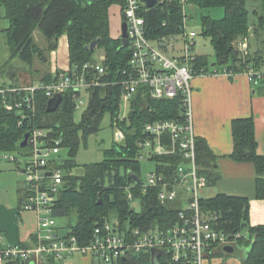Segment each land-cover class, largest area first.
Instances as JSON below:
<instances>
[{
	"label": "trees",
	"instance_id": "trees-1",
	"mask_svg": "<svg viewBox=\"0 0 264 264\" xmlns=\"http://www.w3.org/2000/svg\"><path fill=\"white\" fill-rule=\"evenodd\" d=\"M258 5L252 9L256 16L253 22L249 18L248 0H188V3L201 8L221 7L223 16L212 18L201 15V34L207 36L213 46L215 63L219 70L230 73L245 72L247 67L261 69L264 67V0H257ZM121 4V0H0L4 9V18L8 27L3 30L5 43L9 51V65L18 58L32 68L34 58L44 54L35 42L33 33L38 30L48 42L51 49L58 38L66 34L70 66H81L94 62L96 49H103L106 68L105 79L115 80L121 77L122 69L127 66L130 51L128 45L121 47L119 37L110 29V7ZM148 36L178 32L182 29V5L174 3L161 10L155 6L147 12ZM164 20L166 21L163 26ZM253 33L254 42L259 48L240 54L237 41ZM98 40L94 50L86 46ZM224 61V63H223ZM195 68L208 71L211 68L207 58L198 55ZM11 76H15L14 72ZM53 75L47 74L42 80L49 81ZM18 87L3 82L0 89ZM85 91V90H84ZM88 103L79 121L75 120V101L69 91L62 93L59 108L53 112L46 111L49 99L42 91L35 95V113L29 118H21L19 109H6L3 100L14 101L19 98L16 92L0 93V152L17 151L26 154V147H20L23 135L33 128L49 131V136L60 137L61 147L67 148V157L54 161L49 167L57 166L63 172L62 185L53 205L54 218L67 217L68 231L58 237H74L79 245H86L92 239L96 226L105 220L113 219L122 231L133 227L166 228L176 219L177 211L182 206L178 200L162 203L157 197V189L141 193L138 187L132 189L133 199L126 197L125 185L132 179L128 172L139 176L141 158V139L150 138L144 125L158 119H183L185 107L177 97L153 99L148 94L137 91L131 98L127 116L118 118L121 104V86L104 85L85 91ZM109 114L112 123L123 134L121 141H116L107 149L102 161L85 163L81 172L73 170L78 166L74 157L81 138L86 141L89 134L100 129L103 117ZM21 119V124L18 121ZM252 117L232 120L233 150L229 157L237 162H251L255 169V198L264 199V153L258 154ZM81 135V138H80ZM196 162L199 172L206 176L207 184L214 185L219 178L217 156L210 150L203 138L196 137ZM147 159L154 161V170L170 172L181 160L180 154L151 155ZM16 164L18 162L14 161ZM53 164V165H52ZM27 196L26 187L22 189L20 205ZM249 198L231 196L223 193L210 198H201L203 210L216 213L213 226L229 234L242 233L237 244L245 245L248 251L242 264H264V224L251 225L249 222ZM138 202L139 208H134ZM73 218V219H71ZM28 247V246H27ZM234 248V247H233ZM219 252L212 254L216 256ZM50 259H53L50 257ZM5 264H23L21 260ZM115 264H154L149 253H135L120 258ZM162 264H187L169 262Z\"/></svg>",
	"mask_w": 264,
	"mask_h": 264
},
{
	"label": "built area",
	"instance_id": "built-area-1",
	"mask_svg": "<svg viewBox=\"0 0 264 264\" xmlns=\"http://www.w3.org/2000/svg\"><path fill=\"white\" fill-rule=\"evenodd\" d=\"M174 3L182 5V29L178 32L148 36L147 12L157 6L161 10ZM188 0H155L148 7L146 0H121L122 22L126 23V45L130 56L121 77L106 80L105 56L100 60L86 62L81 66L57 69L49 81L38 80L28 85L0 89V93L16 92L19 98L3 103L6 109H19L24 120L35 113V95L42 91L48 98L56 93L69 91L76 109L83 103L82 91L104 85H120L121 101H128L142 91L153 99L177 97L185 107L183 119H158L144 125L150 138L141 139V159L151 155L180 154L181 160L170 172L149 171L144 178L136 175L125 185L126 197L133 199L132 189L140 192L157 189V197L162 202L178 200L181 203L175 221L166 228L133 227L122 231L113 219L96 226L91 241L79 245L74 237H58L56 221L52 213L53 201L62 185L61 168L52 166L58 161L62 139L49 136V131L33 128L29 131L28 143L31 158L25 161L27 196L22 210H33L38 218V238L35 245H3L0 240V264L21 260L23 264H39L45 258L63 260L73 252L89 255L98 264H115L120 258L137 253H149L154 264L185 262L203 264L215 252L223 251L225 245L235 247L242 233L229 234L213 226L216 213L205 211L200 206L199 191L207 185V178L199 172L196 162V135L191 110V80L202 72L194 64L198 54L193 52L195 31L187 30ZM166 21L164 20L163 26ZM121 35V34H120ZM240 54L247 53V38L237 41ZM225 73H230L223 71ZM251 81L264 79V67H247L244 72ZM21 124V119L18 121ZM117 141L123 139L120 130ZM15 161L13 156H5ZM53 165V164H52Z\"/></svg>",
	"mask_w": 264,
	"mask_h": 264
},
{
	"label": "crops",
	"instance_id": "crops-1",
	"mask_svg": "<svg viewBox=\"0 0 264 264\" xmlns=\"http://www.w3.org/2000/svg\"><path fill=\"white\" fill-rule=\"evenodd\" d=\"M3 11L0 5V22L3 21L0 25L1 33L9 24L3 17ZM60 37L62 40L60 50H55L57 42L49 49L45 39L46 45L40 46L44 49V54L32 60L30 70L27 67L24 68L26 71L15 74L18 82L15 85L31 84L47 74L53 75L57 69H66L70 65L67 36L63 34ZM250 48L254 51L259 45L250 42ZM8 59L9 51L4 54L2 64ZM214 63H211L208 71L202 69L203 71L191 80V110L195 135L203 138L217 156L216 165L220 175L214 184L215 194L202 198H210L219 193L248 197L250 224L253 226L264 224V199L255 198L254 165L251 162H237L229 157L233 150L232 120L236 118H253L257 142L255 149L258 154L264 153V79L254 82L244 72L225 73L217 66H213ZM8 66L14 67L12 63ZM15 171L23 173V167L20 164L12 167L9 163L0 162V240L3 245L32 246L38 238V218L35 211L21 209L19 200L23 186L18 183ZM247 251V246L237 244L234 247L235 253L218 251L216 256L202 263L242 264ZM39 264H98V262L89 255L73 252L63 260L47 257Z\"/></svg>",
	"mask_w": 264,
	"mask_h": 264
},
{
	"label": "rangeland",
	"instance_id": "rangeland-1",
	"mask_svg": "<svg viewBox=\"0 0 264 264\" xmlns=\"http://www.w3.org/2000/svg\"><path fill=\"white\" fill-rule=\"evenodd\" d=\"M258 5L257 0H248L247 2V7L248 10L250 11L249 13V18L251 21L255 22L256 21V16L252 13V9L256 8ZM223 9L221 7H213V8H201L198 7L194 4H186V13L188 15V21H187V30H193L196 33V36L194 37V46H193V52L198 55H203L207 58L209 64L213 63L215 61V53L213 46L210 42V39L207 36H204L201 34V20L200 17L201 15H209L212 18H221L223 16ZM4 12V11H3ZM121 9L118 4H114L110 7V29L111 33L115 37H119L121 34V23H122V15H121ZM4 17V15H3ZM3 24V21L0 22V25ZM33 37L35 42L38 44V46H45L46 41L45 38L42 36V34L38 31L35 30L33 33ZM61 37L57 41V47H55V50H60L62 45L60 40ZM254 35L253 33L250 34L248 37V42H254ZM64 43V42H63ZM53 48V47H52ZM96 48V47H95ZM8 52V48L6 47L5 44V39H4V34L0 32V85L3 84L2 82H6V84L13 82L12 84H18L17 79L15 76H11L12 73L14 72L15 74H18L21 71H26L27 65L23 63L20 59L15 58L13 59L12 66L10 67L7 64H2L3 56L4 54ZM65 45L63 47V54L65 55ZM102 55L105 56V53L103 49H96L94 52V58L96 60H100L99 57ZM47 64V63H46ZM47 66V65H46ZM23 68V69H20ZM28 70H30L28 68ZM82 97H83V103L82 105H79L73 114L75 117L76 121H79L82 112L84 111L87 103H88V95L85 91H82ZM130 108V103L128 101H121L119 112H118V118H124L127 116V112L129 111ZM98 131L96 133L89 134L86 137V141L81 138L80 135V142L78 149L76 151V154L74 157L75 161L77 162L78 166L73 170L75 173H80L81 172V166L85 163H93V162H99L102 161L105 157V152H107V149H109L114 142L117 141V132L118 129L116 128L115 124L112 123L111 117L109 114H106L102 121L101 125L99 127ZM26 150H29V146L26 147ZM67 148L61 147L60 149V159H64L67 157ZM31 153L27 151L26 154L20 155L17 151H12V152H5L1 153L0 152V162L2 163H9L10 166L14 167L15 162L12 160H8L9 158H5V156H13L15 157L16 161L20 166L22 167L25 163V161L29 160L31 158ZM3 156V157H2ZM154 161H151L147 158H143L141 160V166H140V172L139 176L141 178H144L145 175L149 171L154 170ZM6 171V170H5ZM17 173V181L20 185L23 186V188L26 186V181H25V175L24 173H21L19 171H15ZM215 186L214 185H209L201 188L199 191V194L201 197H208L212 196L213 192H215ZM134 208L138 209L139 204L138 202H134ZM73 219V218H71ZM56 225H57V230L59 235H65L69 229L68 227V218L67 217H57L55 218ZM235 253V252H234ZM237 253V250H236Z\"/></svg>",
	"mask_w": 264,
	"mask_h": 264
},
{
	"label": "water",
	"instance_id": "water-1",
	"mask_svg": "<svg viewBox=\"0 0 264 264\" xmlns=\"http://www.w3.org/2000/svg\"><path fill=\"white\" fill-rule=\"evenodd\" d=\"M88 3H91L93 2V0H86ZM146 3H147V6L148 7H152L155 3V0H146ZM126 23L125 22H122L121 23V35L119 36L120 38V41H121V47H124L126 46V43L127 40H126ZM98 40H93L90 42V44L88 46H86L87 49H90V50H94L95 47H96V43H97ZM55 46V45H54ZM224 63V61H223ZM61 101H62V94L60 93H56L55 95H53L52 97H50L48 100H47V103H46V111L47 112H53V111H56L60 104H61ZM28 137H29V131L25 132L24 135H23V139L21 140L20 142V147H25L27 146V143H28ZM129 176L131 177L132 180L136 181L137 177L135 175V173L129 171L128 172ZM223 251L228 253V254H231L234 252V248L233 246L231 245H225L223 247Z\"/></svg>",
	"mask_w": 264,
	"mask_h": 264
}]
</instances>
